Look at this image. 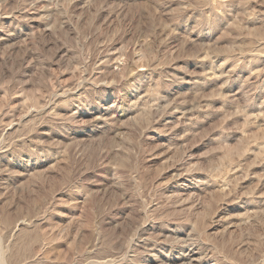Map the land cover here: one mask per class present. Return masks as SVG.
<instances>
[{
  "label": "rangeland",
  "instance_id": "374dc122",
  "mask_svg": "<svg viewBox=\"0 0 264 264\" xmlns=\"http://www.w3.org/2000/svg\"><path fill=\"white\" fill-rule=\"evenodd\" d=\"M0 264H264V0H0Z\"/></svg>",
  "mask_w": 264,
  "mask_h": 264
}]
</instances>
